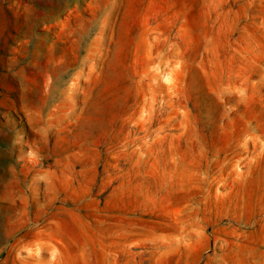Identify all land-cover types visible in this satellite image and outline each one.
Masks as SVG:
<instances>
[{
  "label": "rangeland",
  "instance_id": "374dc122",
  "mask_svg": "<svg viewBox=\"0 0 264 264\" xmlns=\"http://www.w3.org/2000/svg\"><path fill=\"white\" fill-rule=\"evenodd\" d=\"M0 264H264V0H0Z\"/></svg>",
  "mask_w": 264,
  "mask_h": 264
}]
</instances>
